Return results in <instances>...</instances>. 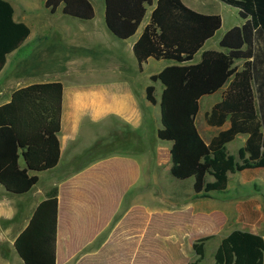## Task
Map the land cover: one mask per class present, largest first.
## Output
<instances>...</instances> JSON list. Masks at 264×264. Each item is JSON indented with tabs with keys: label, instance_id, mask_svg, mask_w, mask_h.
<instances>
[{
	"label": "crops",
	"instance_id": "1",
	"mask_svg": "<svg viewBox=\"0 0 264 264\" xmlns=\"http://www.w3.org/2000/svg\"><path fill=\"white\" fill-rule=\"evenodd\" d=\"M6 1L14 8V20L26 24L30 35L7 56L0 72V115L3 120L0 122L3 150L0 155V221H7L9 226L4 235L9 236L11 228L23 219V227L14 238L8 237L23 257L25 253H33L32 239L51 227L55 264H110L113 257L122 258L121 264H175L171 255L180 253L179 250L190 257L179 264H189L193 241L219 232L228 217L222 204L209 210L202 202L193 204L192 197L188 205L184 199L176 202L181 196L178 187L162 200L161 205V199L152 190L153 184H159L160 177L166 172L171 174L172 164L168 171L160 168L167 165L162 159L165 149L171 159L173 143L164 145L158 141L155 162L152 168L145 167L142 147L148 114L153 107L160 108L164 90V85L158 81L163 87L160 98H156L157 105H152L147 100V87L152 84L147 81L152 82V75L175 62L157 60L166 63H155L156 59L149 58L141 70L133 47L149 23L157 0L148 7L135 35L126 40L119 39L108 28L106 0H89L95 9V17L91 20L64 14L63 4L52 12L45 6L47 0H42L44 9L36 10H26L25 6L16 10L11 0ZM181 1L204 15H220L207 10L211 4L227 10L232 7L220 0ZM96 2L100 3L99 12L95 8ZM242 20L223 31L219 42L231 28L241 26ZM223 23L222 18V26ZM27 51H30L29 55ZM36 57L43 72L26 71L29 62L36 61ZM150 62L156 66V72L144 77L145 66ZM65 66L78 68L64 70ZM22 83L24 85L16 88ZM37 86L41 89L31 91ZM23 91L31 97H44L47 106H41L38 121L30 122L22 111L19 112V99L25 97L21 96ZM228 127L226 124L218 129ZM84 130L94 139L100 130L118 134L117 146L120 148L103 157L92 158L91 164L82 168H73L71 163L79 161L82 151L79 140ZM31 133L33 137H30ZM239 136H243L245 144L247 135ZM10 138L12 154L8 148ZM130 141L136 146L133 149L126 148ZM86 160L82 158L81 161ZM251 171L256 186L264 191V169L246 172ZM183 184L180 183L181 187ZM54 188H57V195L49 196ZM133 189L136 193L128 197ZM110 209L116 214L113 219L104 221L106 214L103 211ZM255 210L260 212L259 218L249 232L264 238L258 224L264 222V205L257 203ZM187 217L195 228L189 240L188 236L181 238L184 232L177 230L186 223ZM116 236L123 245L120 250L113 251L110 244Z\"/></svg>",
	"mask_w": 264,
	"mask_h": 264
},
{
	"label": "trees",
	"instance_id": "2",
	"mask_svg": "<svg viewBox=\"0 0 264 264\" xmlns=\"http://www.w3.org/2000/svg\"><path fill=\"white\" fill-rule=\"evenodd\" d=\"M220 1L237 8L244 20L221 39L219 46L224 51L206 50L199 62L194 61L221 29L222 18L201 14L181 0H157L149 23L133 47L141 70L149 58L175 62L151 76L152 82L164 85L160 101L162 126L157 136L173 143L171 175L179 180L194 178V192L202 197L224 192L230 173L264 169V0ZM154 2L106 0L108 28L121 40L132 37ZM61 4L66 15L82 20L95 17L89 0H47L45 6L55 12ZM29 35L30 28L14 20L13 6L0 0V72L7 56ZM237 61H243L242 68ZM225 86L221 101L206 113V121L211 127H229L206 142L196 125L200 100ZM155 90L154 85L147 87V100L152 105L158 103ZM239 135H247V139L239 150L238 161L227 151V144ZM118 142L117 139L106 146L113 149L105 153L104 145L87 150L82 157L87 159L84 166L91 164L92 158L120 148ZM56 195L54 188L49 196ZM208 239L193 244L198 260L189 264H198L204 258V242ZM24 256L27 263L33 264L31 255ZM213 264H264V238L249 231L231 232L218 246Z\"/></svg>",
	"mask_w": 264,
	"mask_h": 264
},
{
	"label": "rangeland",
	"instance_id": "3",
	"mask_svg": "<svg viewBox=\"0 0 264 264\" xmlns=\"http://www.w3.org/2000/svg\"><path fill=\"white\" fill-rule=\"evenodd\" d=\"M11 3L15 6L16 10L23 8L25 6L26 10H36V9H44V6L42 5V0H11ZM221 3V2H217ZM95 8L99 12L100 11V3L96 2ZM222 4V3H221ZM226 5V4H225ZM229 7V6H228ZM231 10L227 9H221V7L218 6V4H211V6L207 7V10L217 12L222 16L224 19V23L222 26V30H220L212 39H210L209 42H207L204 46V48L197 53L195 56L194 61H198L201 59L202 52L204 50H209L214 48L215 50L221 49L219 46V39L221 35L223 34V31H225L231 24L235 25L237 24L242 18L239 15L238 10L230 7ZM243 21V20H242ZM24 54L26 51H22ZM30 51H27V55H29ZM22 56V55H21ZM20 56V57H21ZM155 63H166V61H157L155 60ZM30 64V65H29ZM29 66L27 65L26 71H34L36 70L37 73H42L43 69L40 65V60L36 57V61L29 62ZM42 64V63H41ZM236 65L239 66V68H242L243 62L237 61ZM31 67V68H30ZM64 70H74L78 67H63ZM98 68V67H97ZM156 69V66L148 63L145 66V75L144 77H147L148 74L156 72L154 71ZM22 70V68H21ZM20 73H23L22 71ZM68 77H71L68 76ZM70 83V82H65ZM148 84L155 85V96L156 98H160L162 84L160 82L153 83L148 82ZM21 85H24V83L17 85V87H20ZM226 87H223L219 92H217L214 95H209L206 97H203L200 100V111L196 117V125L198 127V130L204 140L206 142H209L213 136H215L221 129L210 127L207 124L206 121V113L210 111V109L219 101H221L223 92L226 90ZM24 89V88H20ZM19 89V90H20ZM41 88H38V86L35 89H31V91H38ZM26 91H23L21 93V96H24ZM25 98V99H24ZM24 98L19 99V112H23L24 115L28 118V121H38L40 118V108L41 106H47L45 104L44 97L42 96H35L31 97L28 94L25 95ZM157 105V104H156ZM161 112L160 108H157V106L153 107L152 110L149 111L148 114V125L146 126V129L144 131V146L142 147L143 150H145V167L146 168H152V164L155 162L154 160V152L157 147L156 143L159 141L160 143L164 145L170 144V142L160 140L157 136V130L161 127ZM6 116V115H5ZM12 117V115H10ZM2 117L0 115V122H2ZM22 134V133H21ZM118 134H114L110 132L109 130H100L96 133V138L90 137L86 130L82 131L81 138L79 140V148L81 153L79 154V161L71 163V166L73 168L80 167L82 168L86 161L82 162L83 155L87 152V150L91 149L94 146L104 145L102 153H105L106 151H109L111 147H107L108 145H111V143H114L116 139L119 138L117 136ZM35 136V135H34ZM30 137H33V133H31ZM95 141V143H94ZM10 145L8 148H10V153L12 154V147H11V138H10ZM94 144V145H93ZM129 145L126 147L127 149H133L136 147L134 143H131V141L128 143ZM244 145L243 136L237 137L233 142L229 143L227 145V151L234 155L236 159L239 161V150ZM113 146H115L113 144ZM0 145V150H1ZM113 149V148H111ZM85 150V151H84ZM164 150H162L163 152ZM3 150L0 151V155L2 154ZM10 154V157H11ZM162 159L167 163L164 167H161L160 170H166L168 171L171 166L172 160L170 159V155L165 149V151L162 153ZM166 174L168 175V178L166 177ZM254 172H236V173H230L229 174V184L228 188L221 193H212L209 197H202L198 196L193 189V183L194 178H191L189 180L180 181L175 178H173L170 174V172H166L164 176L160 177L158 179L159 184L154 185L153 184V191L158 194V197L161 199L159 201V204H163L162 200L164 201L165 197L168 195H171V192L175 191L178 187L181 196L180 199H178L179 202L181 199H184L186 201V205L190 203L189 199L193 198V204L202 202L205 204V206L210 210L212 207H214L216 204H222L224 206V212L227 215V220L223 226L222 229L219 230V232L216 233H210L205 236H201L193 241V244L205 237H209V239L204 242L205 245V255L204 258H202L198 264H213L214 262V256L216 253V250L218 246L220 245L223 238H225L231 231L239 229V230H248L251 231L256 223V218L258 217V213L255 210V206L257 203H261L264 205V191L261 190V188H258L254 182ZM210 179V178H209ZM180 183H184L181 187ZM130 196H133L136 193V189L131 190ZM191 195V196H190ZM103 211L104 214H106L104 217V221L111 218L113 219L114 215L116 214L113 212V209H110V211ZM264 213V211H262ZM131 217V215H130ZM23 219L19 220L14 227H10L12 229V232L8 234L6 233L4 235V231L9 228L8 222L5 220L0 221V264H29L26 262L25 257L20 256V253L14 249L12 242L10 241V238H14L16 235V232L23 227L22 224ZM104 221L102 225L104 224ZM259 227L263 229L264 232V222L261 224V221L258 223ZM51 227H48L47 229L42 230L34 239H32V243H34L32 246L33 253L31 254V261L33 264H55V241L53 240V234L52 231L49 229ZM182 233L180 236L181 238L184 236H188L187 240L191 237V234L193 235L195 233V228L193 225H191L188 221V217L186 218V223L181 226V228L177 229ZM18 233V232H17ZM118 236V235H117ZM115 237L110 244L111 250L116 251L120 250L123 245V241L119 239V237ZM8 237H10L8 239ZM192 244V245H193ZM180 253L178 254H172L171 257L173 261H175V264H179L180 261H184V258H188L189 255L183 252V250H179ZM189 253L191 254L192 260L190 262H195L198 260V256L195 254L193 248L191 247L189 249ZM177 255V256H176ZM190 258V257H189ZM188 258V259H189ZM122 258H110L111 262L110 264H121ZM106 260H109L107 258ZM128 260V259H126Z\"/></svg>",
	"mask_w": 264,
	"mask_h": 264
}]
</instances>
